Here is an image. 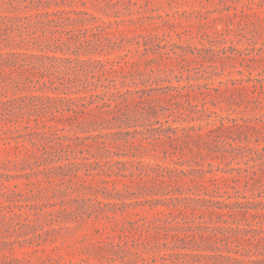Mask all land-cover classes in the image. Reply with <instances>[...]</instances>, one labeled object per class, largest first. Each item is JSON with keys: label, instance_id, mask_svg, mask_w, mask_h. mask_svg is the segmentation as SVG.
Returning a JSON list of instances; mask_svg holds the SVG:
<instances>
[{"label": "rangeland", "instance_id": "374dc122", "mask_svg": "<svg viewBox=\"0 0 264 264\" xmlns=\"http://www.w3.org/2000/svg\"><path fill=\"white\" fill-rule=\"evenodd\" d=\"M0 264H264V0H0Z\"/></svg>", "mask_w": 264, "mask_h": 264}]
</instances>
